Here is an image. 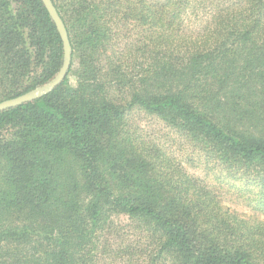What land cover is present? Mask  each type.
Masks as SVG:
<instances>
[{"label":"trees","instance_id":"trees-1","mask_svg":"<svg viewBox=\"0 0 264 264\" xmlns=\"http://www.w3.org/2000/svg\"><path fill=\"white\" fill-rule=\"evenodd\" d=\"M51 1L72 63L0 112V264H264L263 222L125 129L133 109L161 119L264 212V0ZM63 62L43 0H0V103Z\"/></svg>","mask_w":264,"mask_h":264},{"label":"rangeland","instance_id":"rangeland-1","mask_svg":"<svg viewBox=\"0 0 264 264\" xmlns=\"http://www.w3.org/2000/svg\"><path fill=\"white\" fill-rule=\"evenodd\" d=\"M193 18L195 17L191 18L192 23ZM69 79L71 85L76 86V78L70 76ZM125 122L128 137L137 141L139 145L143 143L145 148L146 143L159 148L165 157L179 165L187 174L205 183L219 197L226 209L235 211L253 222L264 223V212L257 209L255 203L251 202V199L256 196V189L250 187L245 190V183L233 178L227 171L213 164L204 152L186 137L180 135L161 119L140 109L128 112ZM11 134L12 131L6 129L0 133L5 137H11ZM119 222L128 225L125 217H120ZM126 232L128 233V230ZM118 237L116 243L118 245L123 242V246H126L132 241L133 243L138 241L137 236L130 232L123 237Z\"/></svg>","mask_w":264,"mask_h":264},{"label":"water","instance_id":"water-1","mask_svg":"<svg viewBox=\"0 0 264 264\" xmlns=\"http://www.w3.org/2000/svg\"><path fill=\"white\" fill-rule=\"evenodd\" d=\"M43 2L45 4L48 12L50 13L53 21L55 22L57 29L60 33V36L62 38V41H63V45H64L63 66L60 69L56 78L51 83H49L48 85H46L44 87H40L36 90H33L27 94L22 95V96L1 102L0 103V112L6 110L8 108L17 107V106H20L24 103H28V102L36 100L37 98H39V97L47 94L51 90L55 89L68 76V73H69V70L71 67V63H72V47L70 44L69 35L67 32L66 26H65L63 20L61 19L58 11L56 10L54 4L52 3V1L51 0H43Z\"/></svg>","mask_w":264,"mask_h":264}]
</instances>
